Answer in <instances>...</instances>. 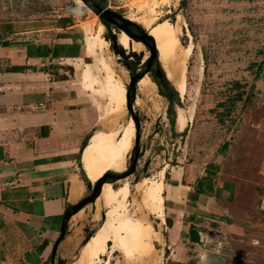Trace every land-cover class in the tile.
Masks as SVG:
<instances>
[{"label": "rangeland", "instance_id": "obj_1", "mask_svg": "<svg viewBox=\"0 0 264 264\" xmlns=\"http://www.w3.org/2000/svg\"><path fill=\"white\" fill-rule=\"evenodd\" d=\"M181 1L103 0V7L142 26L148 36L156 23L170 21L178 26L177 33L182 45L191 47L185 62L187 92L184 97L181 96L183 108H177L184 126L181 128L178 125L177 116L176 132L172 131L167 101L159 95L153 81L154 89L149 95H143L137 83L133 115L139 123V148L135 150V133L126 170L117 174H126L137 156L136 171L115 181L114 186L123 182L130 184L128 208L133 214L137 210L136 203L139 204L142 197L135 186L138 180L162 178L166 201L167 183L182 177L195 179L204 176L206 171L218 165L220 169L212 182V193H207L209 199L205 198L213 207H208L211 212L198 228L199 244H188L177 250L168 249L165 230L169 227V213L165 210V203V222L148 215V220L160 233L161 240L155 243L157 260L160 264H168L171 259L180 260L181 256H185L190 259V264H200V255L212 253L227 257L225 264H264V214L258 207L259 191L264 185L260 175L264 163V70L260 78H256L257 65H264V0H186L187 5L183 9ZM70 17L74 26L68 34L58 27V22ZM0 20L23 21L30 26V30L43 27L47 30L44 34L56 40L66 39L70 35L77 37L79 49L74 57L76 78L81 80L86 64H90L97 88L105 84L107 76L99 65L100 61L112 69L127 90L132 77L125 63H130V66L137 64V73H144L145 64L152 55V49L135 36L132 38L128 35L133 42L140 44H134L128 50L122 47L118 34L125 32L123 27H130L122 24L120 27L112 26L111 34L123 48V56L117 55L111 48V42L107 41L104 51L98 52V60L89 56L82 60L80 56L87 55L83 28L89 27L94 33L103 24L98 13L83 0H0ZM103 26L106 39L110 29ZM153 41L167 77L175 85L182 70L178 59L174 56L166 62L162 61L157 44ZM146 76L150 78V74ZM237 83L243 89L238 88ZM241 91L245 95L238 100L237 94ZM91 95L100 119L109 111L107 98H97L93 92ZM222 104L223 107L220 106ZM196 114L198 120L194 119ZM131 117L126 103L123 115L115 121L113 115H106V118L99 120L101 124L97 130H122ZM187 128V135L181 136ZM226 144L229 146L224 150ZM91 185L84 199H96L72 216V240L61 256L54 259V264L75 262L86 237L97 230L103 221L108 208L97 209L95 203L101 191L95 190L96 184L91 182ZM182 197L178 194L179 200ZM186 221L189 222L187 218ZM213 222L220 225L216 230L222 236L216 244H208L206 232L212 229ZM163 230L164 235L161 234ZM129 258L127 260L117 252L110 264H149L137 255Z\"/></svg>", "mask_w": 264, "mask_h": 264}, {"label": "crops", "instance_id": "obj_2", "mask_svg": "<svg viewBox=\"0 0 264 264\" xmlns=\"http://www.w3.org/2000/svg\"><path fill=\"white\" fill-rule=\"evenodd\" d=\"M73 26L62 30L70 34ZM33 28L0 20V264H54L66 207L89 192L80 176L81 149L101 131L99 120L104 119H98L91 93L76 78L79 39L56 40L44 34L45 28ZM13 67L33 69L8 71ZM205 176L188 177L189 185L182 184L183 177L167 183L168 249L192 244L193 219L211 212L213 205L205 198L212 191L195 190L196 180ZM71 240L72 218L57 258ZM180 258L171 263L189 264L188 257Z\"/></svg>", "mask_w": 264, "mask_h": 264}, {"label": "bare ground", "instance_id": "obj_3", "mask_svg": "<svg viewBox=\"0 0 264 264\" xmlns=\"http://www.w3.org/2000/svg\"><path fill=\"white\" fill-rule=\"evenodd\" d=\"M176 26L168 20L159 21L150 29L149 33L154 37L162 61L166 62L170 58L173 59L174 56L177 57L182 70L175 87L184 97L187 92L185 62L191 53V47L186 48L182 45L177 33L178 26ZM83 29L85 32H83L85 53L98 60V52L104 51V46L107 43L103 35L104 26L100 24L94 33L89 27ZM118 41L125 50L130 49L134 44H140L133 42L125 32L118 34ZM99 65L107 73L105 84L97 88L96 77L94 78L90 71V64H86L81 83L97 98H107L109 111L106 115H113V121H115L124 114L127 90L122 80L104 61H100ZM154 85L148 76L138 82L139 91L143 95L151 94ZM106 115H104L105 118ZM178 125L181 128L184 126L180 115L178 116ZM135 126V122L129 119L122 130H101L91 136L82 155V166L92 184H96L109 171L123 173L126 170L127 157L134 143ZM135 186L141 192L142 197L141 202L136 203L137 210L132 214L128 208V200L131 195L130 184L123 182L117 187L112 183L103 185L95 205L100 211L103 207H107L108 210L103 216L101 225L93 237L80 248L79 255L72 264H110L112 257L117 252L122 253L127 260L131 255H137L142 260L148 261L149 264H160L157 260L155 247V243L161 240L160 233L148 220V215H154L165 222V185L162 178H143ZM204 257L205 254L200 255L201 260Z\"/></svg>", "mask_w": 264, "mask_h": 264}, {"label": "trees", "instance_id": "obj_4", "mask_svg": "<svg viewBox=\"0 0 264 264\" xmlns=\"http://www.w3.org/2000/svg\"><path fill=\"white\" fill-rule=\"evenodd\" d=\"M89 1H94V3H100L102 6H104L105 4L103 3V0H89ZM88 0H85V2L87 4H89ZM187 5V1L186 0H182L181 1V7L182 9ZM90 7L95 11V9L93 8V6L90 5ZM175 16V15H173ZM103 24L110 29V32L105 36L107 41L111 42V48L112 50L117 54V55H124V50L122 47H120L117 43V39L114 37V35L111 34V27L114 26L113 23L106 21L104 19H101ZM72 17L70 18H62L59 20L58 22V27L61 29H66L69 28L70 26H72ZM124 25H129L130 27H123L124 29H126L130 34H132L133 36L137 37L140 41H143L148 47H150V49H153L155 47V43L153 41V39L147 35L145 29L142 26L137 25L136 23L131 24H125ZM117 26V25H115ZM149 61L148 60L145 64V71L148 68L149 65ZM125 66L127 67V69L129 70V72L131 73V77L132 79H134L135 81V85L134 88H130V86L127 87V90L129 92V98H130V102L133 105L135 103V96H133L134 91L136 92V86L137 83L140 81L139 77L141 76V73H137V64H131L130 63H125ZM257 74H256V78H260V75L263 73L264 70V65L263 64H258L257 65ZM27 69H33L32 67H13L8 69V71L11 72H23ZM47 68L42 69V71H47ZM150 78L151 80L157 85L158 87V92L159 95L162 96L168 104L167 107V115H168V119L170 121V125L172 128V131L176 132V123H177V108H183V102H182V98L180 95V92L177 90V88L175 87V85L172 83V81L167 77L166 71L163 68L160 60H159V56H158V52L156 51V54L153 56V60L151 62L150 65ZM238 88L243 89V87L240 84H235ZM245 95L244 91H241L240 93L237 94V98L238 100H242L243 96ZM221 107H223L224 105H220ZM226 114H228L226 112ZM195 120H198V114L195 115L194 117ZM188 128L185 129V131L181 134V136H185L188 133ZM89 139H87V141L83 144L82 149L88 145V141ZM229 145L226 144L224 147V150L227 149ZM136 150V149H135ZM134 154H136V151H134ZM80 168H81V173L80 176L82 178V180L86 183V185L88 186V188H91V182L88 179L82 164H80ZM131 169V168H130ZM220 167L218 165H214L213 168L211 170L206 171V176L202 177L201 179L196 180V187L195 190L198 193H204L206 190H212V182L215 181L216 179V175L219 171ZM104 182L107 183H113L114 184V180L113 179H106ZM182 184L184 185H189L188 182V178L183 177L182 180ZM261 190L259 191V195H260ZM77 205H69L66 207L65 210V214H64V219H63V223L65 225V229H66V235L68 233V225H69V221L72 218L71 214L73 212L76 211L77 209ZM264 214V213H263ZM194 224H191L189 226V238L192 244L196 245L200 243V230L198 229L199 227H197V225L201 224L203 222V219H193ZM168 226L171 227L172 223L171 221L168 219L167 220ZM66 237V236H65ZM65 239V238H64ZM63 239V240H64ZM191 244V245H192ZM53 258H51L52 260ZM168 264H180V263H171L169 262ZM190 264V263H189Z\"/></svg>", "mask_w": 264, "mask_h": 264}, {"label": "water", "instance_id": "obj_5", "mask_svg": "<svg viewBox=\"0 0 264 264\" xmlns=\"http://www.w3.org/2000/svg\"><path fill=\"white\" fill-rule=\"evenodd\" d=\"M85 1V0H83ZM89 5V4H88ZM90 6V5H89ZM98 15L101 18H104L108 13H110V11H104V9L102 8H98L97 10ZM119 18L123 21V23L128 24H134L133 21L126 19L125 17L119 15ZM125 32L127 33V35H129L130 37H134L132 34H130L126 29ZM149 36L154 39V37L152 35L149 34ZM137 38V37H136ZM156 54V47H154L152 49V55L150 57V61H149V65L148 68L146 69V71H144V73L141 74V76L139 77V80H141L142 78H144L146 75L149 74L150 72V65L151 62L153 60V56ZM135 85V81L134 79H132V83L129 85L130 88H134ZM133 96H136V92L134 91ZM127 108L129 110L130 113H132V117L131 119L133 121H135V125H136V141H135V149L139 148V143H140V139H139V123H138V119L135 115H133V105L130 102V98H129V92L127 90ZM91 138V137H90ZM90 141V139H89ZM89 144V142H88ZM88 146V145H87ZM87 146H85L83 149H81V154L83 155L84 150L87 148ZM82 158V157H81ZM138 157L136 156L135 161L131 167V169L126 173V174H117V173H112V172H107L97 183H96V191H101L102 187L104 184H106L107 182H104L106 179H113L114 181H119L122 180L132 174L135 173L136 171V163H137ZM82 161V159H81ZM140 181L138 180L136 183H139ZM95 191V192H96ZM100 195V194H99ZM99 197V196H97ZM96 198L92 197L89 199H84L82 200L80 203H78L77 209L75 212H73L71 214V217L76 215L77 213L81 212L89 203L94 202ZM219 224L217 222H213L211 223V227L212 229L208 230L206 232V235L208 237V241L209 243L211 242V244H216L218 242V240L220 239V237L222 236V233L217 231L216 229L219 228ZM96 230L92 231L91 233H89V235L86 237V239L84 240V244H86L95 234ZM66 236V229H65V225L63 223L62 225V234L59 237V239L56 241L55 245H54V249H53V259L56 258V253H57V249L60 245V243L63 241V239ZM209 249V248H208ZM228 261L227 257L224 256H220V255H215L212 253H207L205 254V257L201 260L200 264H225Z\"/></svg>", "mask_w": 264, "mask_h": 264}, {"label": "flooded vegetation", "instance_id": "obj_6", "mask_svg": "<svg viewBox=\"0 0 264 264\" xmlns=\"http://www.w3.org/2000/svg\"><path fill=\"white\" fill-rule=\"evenodd\" d=\"M89 1V0H88ZM89 5L93 6V8L95 9V11L97 12L98 8H102L104 9V11H109L107 10V8L103 7L100 3H94V1H89L88 2ZM106 21H109L111 23H113V25H117L118 27L122 26L123 21L119 18V14L113 11H110V13H108L104 18Z\"/></svg>", "mask_w": 264, "mask_h": 264}, {"label": "built area", "instance_id": "obj_7", "mask_svg": "<svg viewBox=\"0 0 264 264\" xmlns=\"http://www.w3.org/2000/svg\"><path fill=\"white\" fill-rule=\"evenodd\" d=\"M260 175L262 179L264 180V163L262 164ZM258 207H259V210L264 213V185L261 188V192L259 195Z\"/></svg>", "mask_w": 264, "mask_h": 264}]
</instances>
